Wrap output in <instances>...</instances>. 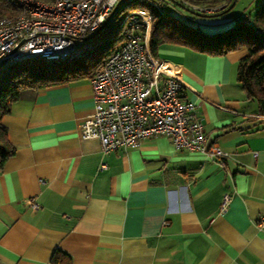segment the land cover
Listing matches in <instances>:
<instances>
[{
	"label": "crops",
	"instance_id": "crops-1",
	"mask_svg": "<svg viewBox=\"0 0 264 264\" xmlns=\"http://www.w3.org/2000/svg\"><path fill=\"white\" fill-rule=\"evenodd\" d=\"M246 54L157 51L223 166L163 135L103 154L81 136L89 79L22 89L1 119L15 154L0 171V264H264V117L236 81Z\"/></svg>",
	"mask_w": 264,
	"mask_h": 264
},
{
	"label": "built area",
	"instance_id": "built-area-1",
	"mask_svg": "<svg viewBox=\"0 0 264 264\" xmlns=\"http://www.w3.org/2000/svg\"><path fill=\"white\" fill-rule=\"evenodd\" d=\"M8 1L14 11L0 18V71L32 59L61 63L92 54L96 41L90 37L115 9H124L131 0ZM156 1L144 2L155 6ZM151 15L149 6L134 8L119 23L122 41L89 79L93 109L80 125L81 136L98 140L107 154L163 135L176 149L199 151L223 166L228 154L209 142L195 104L181 96L182 80L170 63L150 52ZM229 201L230 194H224L220 209ZM27 203L38 207L33 199ZM259 225L264 226V218Z\"/></svg>",
	"mask_w": 264,
	"mask_h": 264
},
{
	"label": "trees",
	"instance_id": "trees-1",
	"mask_svg": "<svg viewBox=\"0 0 264 264\" xmlns=\"http://www.w3.org/2000/svg\"><path fill=\"white\" fill-rule=\"evenodd\" d=\"M50 3L52 0H40ZM165 1V0H157ZM236 0H180L184 6L196 13L197 6L212 9V15L231 9ZM150 7L149 49L158 58L157 51L164 45H181L210 55H221L244 47L247 54L242 57L236 67V81L248 99L257 104V114L264 117V2L259 4L252 18L243 22L242 18L222 32L202 33L196 27L187 25L179 19L162 13L155 5H147L144 1L131 0L125 7ZM120 6V5H119ZM124 7V8H125ZM123 8L115 9L98 32L90 37L96 40L103 34H109L110 26L115 22ZM14 11L8 0H0V18ZM111 46L98 56H86L80 60L53 63L43 59H32L30 62H20L0 71V171L5 162L15 154V147L9 142L6 128L1 119L8 114L12 103L18 100L20 91L26 88L39 89L64 84L80 79H90L101 67L105 59L122 41V36L116 35Z\"/></svg>",
	"mask_w": 264,
	"mask_h": 264
},
{
	"label": "rangeland",
	"instance_id": "rangeland-1",
	"mask_svg": "<svg viewBox=\"0 0 264 264\" xmlns=\"http://www.w3.org/2000/svg\"><path fill=\"white\" fill-rule=\"evenodd\" d=\"M142 1L145 0H140V2ZM262 2H264V0H236L230 10L221 13L220 15L218 14L215 17L203 13H196L184 6L183 3L180 2V0L156 1V6L162 13L171 15L187 25L196 27L202 33H216L222 32L232 26L237 17L242 16L252 18L256 12L257 7ZM138 6L139 4H135L134 8H137ZM134 8L125 7L119 12L117 19L108 30L109 34H101L98 39L95 40L96 45L94 47V53L90 54V58H94L102 53L103 50H107L110 48L111 42L113 44L112 40L115 39L116 35H119L120 33L119 23L125 18L128 12ZM229 15H232V17L230 18L228 24L221 23L218 25H213L211 23L214 22L212 21L214 19H219L226 16L227 18H229ZM23 62H30V60Z\"/></svg>",
	"mask_w": 264,
	"mask_h": 264
},
{
	"label": "water",
	"instance_id": "water-1",
	"mask_svg": "<svg viewBox=\"0 0 264 264\" xmlns=\"http://www.w3.org/2000/svg\"><path fill=\"white\" fill-rule=\"evenodd\" d=\"M234 4V2L232 3V5Z\"/></svg>",
	"mask_w": 264,
	"mask_h": 264
}]
</instances>
